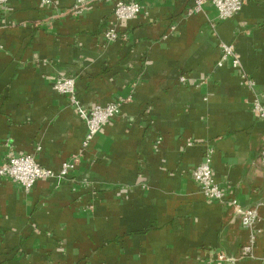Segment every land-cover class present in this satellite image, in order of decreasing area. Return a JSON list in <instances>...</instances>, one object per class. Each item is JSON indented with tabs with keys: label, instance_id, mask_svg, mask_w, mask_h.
<instances>
[{
	"label": "crops",
	"instance_id": "crops-1",
	"mask_svg": "<svg viewBox=\"0 0 264 264\" xmlns=\"http://www.w3.org/2000/svg\"><path fill=\"white\" fill-rule=\"evenodd\" d=\"M116 1L0 3V164L28 153L56 172L74 164L28 191L0 181V264H264V120L252 109L264 98V0L227 19L208 1L188 13L192 0H136L124 20ZM221 43L236 67L219 64ZM61 77L77 105L55 90ZM114 101L83 145L78 108ZM206 150L223 202L191 176ZM238 208L256 210L251 226Z\"/></svg>",
	"mask_w": 264,
	"mask_h": 264
},
{
	"label": "built area",
	"instance_id": "built-area-1",
	"mask_svg": "<svg viewBox=\"0 0 264 264\" xmlns=\"http://www.w3.org/2000/svg\"><path fill=\"white\" fill-rule=\"evenodd\" d=\"M7 0H0L5 3ZM47 1V0H45ZM98 0H75L74 10H81L84 6ZM210 2L217 11L219 19H227L233 17L241 8L243 0H192V5L188 9V13L201 10L205 2ZM140 12V3L136 0H118L114 4L113 14L116 20L129 19L136 16ZM106 36L114 37L112 30L106 31ZM222 54L219 64L226 59H230L233 66H237L238 59L233 52L230 44L221 43ZM252 84L251 81L248 85ZM54 88L57 92L68 97L69 101L77 105V98L74 91V79L71 77H61L54 82ZM120 101H114L107 105H95L89 110L78 108L80 117L83 118L86 125V134L83 145L92 140L102 125L106 124L119 110ZM252 109L259 119L264 120V98L263 95H256L252 102ZM259 161L264 165V142L259 151ZM74 166L73 162L68 160L61 164L59 171H53L50 168L41 166L33 154H13L10 155L3 163L0 164V181L10 179L16 182L22 190L28 191L33 184L39 179H56L60 181L68 175V172ZM192 179L197 183L200 191L208 201L223 202L226 200L225 192L214 181L211 152L206 150L202 160L192 169ZM232 204L236 205V200L231 199ZM240 224L245 227L251 226L256 217L257 212L254 208H238ZM251 246L247 245L242 248L244 255L249 254ZM219 259H224L223 255H218Z\"/></svg>",
	"mask_w": 264,
	"mask_h": 264
}]
</instances>
